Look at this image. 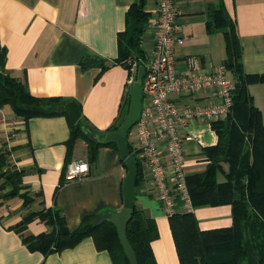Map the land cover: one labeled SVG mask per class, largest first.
<instances>
[{
	"label": "crops",
	"instance_id": "crops-1",
	"mask_svg": "<svg viewBox=\"0 0 264 264\" xmlns=\"http://www.w3.org/2000/svg\"><path fill=\"white\" fill-rule=\"evenodd\" d=\"M137 1L0 0V51L5 52L0 71L23 81L36 97L75 101L81 127L94 140L97 133L119 125L127 113L133 83L129 84L128 68L117 61L118 35L125 30L128 8ZM219 1L235 20L244 71L263 74L264 0H175L176 25L184 36L176 68L186 69L187 56L196 58L202 72L223 64V34L218 29L209 31L206 25L208 5ZM155 5L156 0H146L151 15ZM140 44L144 50L152 48L151 31H143ZM84 57L93 60V65L83 67ZM248 91L264 123V81L249 83ZM199 97L208 99L207 94ZM181 131L194 138L183 143L186 173L203 171L208 163L204 150L216 144L215 131L204 122L189 124ZM70 132L65 111L24 118L10 104L0 105V151L7 152L10 166L23 170L26 188L20 193L36 196L25 206L19 194L0 198V264H114V253L97 248L91 236L61 250L31 249L23 236L50 230L38 216L23 229L17 228L28 211L58 208L66 226L73 230L87 214L108 218L123 206L122 183L127 170L118 147L99 145L92 156L83 138L68 145ZM68 159L86 161L88 173L67 180L64 166ZM218 178L223 180L220 173ZM134 204L156 222L158 236L150 245L157 264H180L169 217L149 180L142 178L135 184ZM189 211L201 230L232 224L228 203L192 205Z\"/></svg>",
	"mask_w": 264,
	"mask_h": 264
},
{
	"label": "trees",
	"instance_id": "trees-1",
	"mask_svg": "<svg viewBox=\"0 0 264 264\" xmlns=\"http://www.w3.org/2000/svg\"><path fill=\"white\" fill-rule=\"evenodd\" d=\"M146 0H138L126 12V26L118 35L117 61L126 66V59L140 56V43L146 23L152 16L145 8ZM209 31L222 32L226 56L223 65L231 76L232 106L227 116L211 124L217 135L215 145L204 150L208 163L203 171L189 173L186 181L193 206L230 204L232 224L228 227L201 230L192 211L175 212L169 225L180 264H264V123L261 111L252 101L248 91L251 82L264 81L263 74L246 73L242 64V49L234 18L222 2L211 3L207 8ZM5 62V52L0 51V65ZM82 66H92L93 60L82 59ZM104 67L103 62L98 63ZM127 67V66H126ZM10 104L16 114L28 118L35 115L50 116L64 112V100L59 97L43 98L30 93L27 85L0 71V105ZM81 117L71 124L68 145L83 138L88 152L102 144L89 138L81 127ZM118 124L108 130H116ZM123 163L125 159L121 157ZM68 159L66 165L70 162ZM136 182L142 179V167L136 160ZM223 180H219L218 174ZM23 184V170L10 166L7 152L0 151V198L8 199L19 194L23 205L35 199ZM35 216L50 227L48 232L24 235L23 240L31 249L45 252L72 247L91 236L99 249L114 253V264H129L117 236L116 228L106 216L85 215L77 228L69 230L58 208H43L25 213L17 225L23 229ZM127 238L134 249L138 264H157L151 241L158 236L156 222L133 205V212L126 228Z\"/></svg>",
	"mask_w": 264,
	"mask_h": 264
},
{
	"label": "built area",
	"instance_id": "built-area-1",
	"mask_svg": "<svg viewBox=\"0 0 264 264\" xmlns=\"http://www.w3.org/2000/svg\"><path fill=\"white\" fill-rule=\"evenodd\" d=\"M146 29L153 34L152 48L141 47L140 56L126 59L129 84L137 80L142 67L141 109L128 132L134 135L128 143L130 155L141 164L142 178L151 182L155 198L171 215L192 208L183 143L194 138L181 130L195 122L211 126L224 119L232 106L234 83L223 64L202 72L194 56L185 58V70L176 68L184 36L177 29L175 0H156ZM205 94L208 99L199 97ZM88 170L86 161L73 159L66 165V179H81Z\"/></svg>",
	"mask_w": 264,
	"mask_h": 264
},
{
	"label": "water",
	"instance_id": "water-1",
	"mask_svg": "<svg viewBox=\"0 0 264 264\" xmlns=\"http://www.w3.org/2000/svg\"><path fill=\"white\" fill-rule=\"evenodd\" d=\"M141 75L142 67H139L137 80L133 82L130 89L127 113L117 129L108 132H99L95 135V139L99 143H116L120 156L125 159L124 165L127 172L122 183L123 206L118 211L110 212L108 220L113 223L116 228L118 239L123 252L128 258L129 264H138L136 253L130 245L126 233L127 223L133 212L137 166L135 158L130 155L127 135L140 114ZM63 110L68 114L71 124L75 123L81 114L79 105L73 100L64 103Z\"/></svg>",
	"mask_w": 264,
	"mask_h": 264
},
{
	"label": "rangeland",
	"instance_id": "rangeland-1",
	"mask_svg": "<svg viewBox=\"0 0 264 264\" xmlns=\"http://www.w3.org/2000/svg\"><path fill=\"white\" fill-rule=\"evenodd\" d=\"M133 138H134L133 133H130V134H129V140H132Z\"/></svg>",
	"mask_w": 264,
	"mask_h": 264
}]
</instances>
